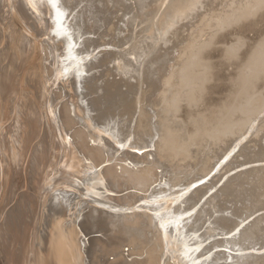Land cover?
<instances>
[{"label":"bare ground","instance_id":"bare-ground-1","mask_svg":"<svg viewBox=\"0 0 264 264\" xmlns=\"http://www.w3.org/2000/svg\"><path fill=\"white\" fill-rule=\"evenodd\" d=\"M0 24L25 263L264 264V0H0Z\"/></svg>","mask_w":264,"mask_h":264},{"label":"rangeland","instance_id":"rangeland-1","mask_svg":"<svg viewBox=\"0 0 264 264\" xmlns=\"http://www.w3.org/2000/svg\"><path fill=\"white\" fill-rule=\"evenodd\" d=\"M2 27H1V24H0V29H1ZM1 31H2V29H1ZM2 32L0 33V40H2ZM3 43V44H2ZM0 53L3 51V49L4 48H6L7 46V44L6 43H4L3 41H0ZM3 45H4V48H3ZM1 151V150H0ZM1 155H2V151H1V153H0V164H1V162H2V157H1ZM1 166V168H0V170L2 171H0L1 173H0V217L1 216H3V217H1L0 219V226H4V225H6L7 223H9L10 222V224H14L13 223V220L11 219L12 218V216L13 217H15L14 219L16 220V221H18L19 219H21V221H24L25 219L23 218V217H26L27 215H26V212L28 211H30V208H31V210L33 209V207H31V206H34L33 205V203H28L30 200L31 201H33V194L35 193V184L33 183L34 181L30 178V176H29V179H28V176H27V178L26 177H22L21 176V174L20 175H18V174H12V176L10 177V179H7L6 180V178H5V180L4 179H2V178H4L5 177V175H4V171H5V169H4V165H0ZM4 166V167H3ZM3 167V168H2ZM25 178V179H24ZM23 179V180H22ZM31 179V180H30ZM9 180H11V181H9ZM25 180V181H24ZM17 183V184H16ZM15 185H17V186H15ZM27 188V189H26ZM33 188V189H32ZM29 189V190H28ZM22 190V191H21ZM2 192V193H1ZM30 195V196H29ZM26 197V198H25ZM27 197H29L28 199H27ZM19 199V200H18ZM24 199H26V200H24ZM39 200V199H38ZM22 201H24V203L22 202ZM25 203H27V205L25 204ZM26 205V206H25ZM30 205V206H29ZM23 206H25V207H23ZM29 208V210H27ZM19 212V213H18ZM5 213V214H4ZM12 213V214H11ZM6 214H7V216H6ZM16 216H15V215ZM5 215V216H4ZM9 216H11V217H9ZM22 216V217H21ZM5 217V218H4ZM17 217H19V218H17ZM9 218V220H7ZM23 218V219H22ZM27 218V217H26ZM10 219L12 220V221H10ZM6 221H7V223H6ZM20 221V220H19ZM3 222V223H2ZM3 224V225H2ZM12 228V227H11ZM12 229H14V228H12ZM15 230V229H14ZM28 231V230H27ZM26 230H22V232L21 231H19L20 232V234L23 236V237H21V235L19 234V236L21 237V239H20V237H19V243H18V245L19 244H21V245H19V247L18 246H16L17 244H15L14 246H13V249H12V247L10 246L11 244H10V242H9V245H8V236L6 235V233H5V236H3V231H1V233H0V264H5L6 262V264H9V262L11 261V260H13L14 259V263L15 264H20L21 263V261L19 260V259H21V255L23 256L22 257V259H24V261H22V263L23 264H29V263H25L26 262V256L24 257V252L26 251L25 250V241H26V239L24 238L26 235H27V232ZM26 232V233H25ZM25 235V236H24ZM40 235L42 236V233H40ZM40 235H39V230H38V237H37V239H36V241L39 243V241H41L42 240V238L40 237ZM28 237V236H27ZM26 237V238H27ZM5 238H7V239H5ZM23 238V239H22ZM39 238H41L40 240H39ZM25 239V240H24ZM7 240V241H6ZM21 241V242H20ZM7 242V243H6ZM24 242V243H23ZM24 244V245H23ZM6 245H7V247H6ZM9 246V247H8ZM15 246H16V249H17V251H16V249H15ZM20 246H22V248L20 247ZM8 248V249H7ZM22 249V250H20V249ZM15 249V250H14ZM9 250H10V253H9ZM23 250H25V251H23ZM7 251V252H6ZM11 251H13V252H16L17 253V255H16V253H13V252H11ZM19 251V252H18ZM21 251H23V253H21ZM8 253V254H7ZM20 253V254H19ZM2 254H4V255H2ZM9 255L8 257H7V255ZM10 254L12 255L11 256V258H10ZM15 254V255H14ZM26 254V253H25ZM18 256H19V258H18ZM17 257V258H16ZM38 257H39V255H38ZM7 258V259H6ZM9 259V260H8ZM16 259V260H15ZM21 259V260H22ZM41 259V258H40ZM7 260V261H6ZM2 261V262H1ZM17 262V263H16ZM39 262H40V260H39ZM38 264H41V263H38Z\"/></svg>","mask_w":264,"mask_h":264}]
</instances>
